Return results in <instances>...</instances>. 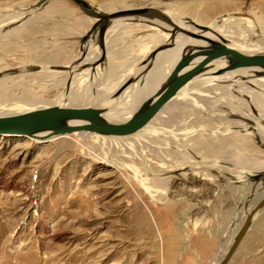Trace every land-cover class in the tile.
I'll list each match as a JSON object with an SVG mask.
<instances>
[{"label": "rangeland", "instance_id": "rangeland-1", "mask_svg": "<svg viewBox=\"0 0 264 264\" xmlns=\"http://www.w3.org/2000/svg\"><path fill=\"white\" fill-rule=\"evenodd\" d=\"M83 1L85 4L73 0H0V19L26 9L31 11L29 16L33 18L29 25L34 23L37 32L28 36L39 41L31 46L30 52L45 54L53 48L51 52L64 58L80 53V46L89 37L80 38L78 34L93 17L90 8L99 4L115 13L143 8L152 15L147 18L161 22L165 21L162 12L169 18L174 14L184 21L198 19L205 24L221 16L252 17L257 26L252 31H264V0ZM47 8L54 11L50 16H34ZM201 13L202 16H198ZM119 27L116 29L118 38L126 36L119 40L114 34L112 56L115 73L122 76L123 69L138 56L135 55L137 38L157 30ZM245 30L250 31V28L242 21L238 31ZM100 32L94 35L97 48ZM11 48L12 44L0 47V58H8L6 50ZM21 49L17 52L19 57L23 53ZM33 89L47 102L58 104L54 102V89L45 92L38 86ZM24 98L22 89L9 92L0 98V113L31 111L19 107ZM84 101L65 100L63 103L83 107L86 106ZM11 107L14 109L8 110ZM170 107H173L172 112L177 110L174 106L167 107L166 117L174 113H170ZM215 128L224 132L226 126ZM78 139L35 143L28 137L0 136V264H179L174 251L179 250L183 235L203 229L216 235L225 234L222 236L225 240L233 228L239 226L252 201L264 195V178L253 175V171L249 175L255 168L247 164L250 159L264 158V147L257 141L250 143L237 136L220 143L209 138L210 141L200 144L202 150L194 151L192 166L182 165L173 170L168 169L169 159L153 156L157 170L164 169L159 177L169 176L167 187L156 190L138 180L143 176L139 158L143 148L136 147L132 152L138 163L136 171L126 161L132 154L110 147L103 141L104 137L90 134L84 136L83 141L81 137ZM236 150L240 152L234 155ZM105 155L115 164L102 165L96 161ZM262 211L244 237L250 242L255 264H264V209Z\"/></svg>", "mask_w": 264, "mask_h": 264}, {"label": "bare ground", "instance_id": "bare-ground-1", "mask_svg": "<svg viewBox=\"0 0 264 264\" xmlns=\"http://www.w3.org/2000/svg\"><path fill=\"white\" fill-rule=\"evenodd\" d=\"M30 12L26 9L24 12L9 14V16L0 19V47L10 44L13 47L6 50L8 58L5 60L0 58V98L13 90L22 89L25 92V98L20 100L21 104L19 107H21V110H35L49 106L75 107L76 104L63 103V101L67 100L70 102L71 100L84 99L86 107L99 109L100 115L106 121L113 123L126 120L144 100L150 98L165 83L177 60L188 54L191 45L205 44L186 32L202 34L245 54L264 53V31L261 29H258L257 31L259 32L257 33L252 31L253 28H257L256 20L254 22L252 17L234 18L232 16H221V18L205 24L198 19H195L196 22L193 20L184 21L183 17H176L174 14H171L169 18L168 15H165L167 14L166 12H162L163 16L161 14V17L165 21L162 20L163 22H161L158 19L150 20L147 18L152 16L150 13L126 14L130 17L122 16V14L113 16L115 11L104 9L99 4L90 8L93 17L86 21L83 30H79L78 37H89L80 46V53L75 57L64 58L56 52L53 53V48L50 49L53 52L50 51L45 54L40 51L30 52L31 46L39 41L28 36L31 32H37L34 29V23L29 25L33 18L29 16ZM53 12L51 8H47L34 16L45 18ZM198 16L201 17L202 13L198 14ZM1 17L3 16L1 15ZM141 21L145 22L141 23ZM242 21L248 25L250 31H238ZM193 23L201 24L208 29L202 31L196 28ZM118 26L123 29L137 31L141 30V28L157 30L137 38L138 48L136 47L135 55L137 54L138 56L136 55L135 62H132L133 59L131 64L123 69L124 73L119 70L123 73L122 76H118L117 72L115 73L116 64L112 56V44L115 41L114 34H117V39L119 40L126 36L123 34L122 37L118 38L119 33L116 32L118 31L116 30ZM158 27L167 28V31H163ZM98 30L101 31L99 34V48L96 46L97 38L94 37ZM60 44L62 45V43ZM24 45L26 47H23ZM20 47H22L21 51L23 52L21 57L17 56ZM199 60L200 57L193 59L185 70ZM228 64V60L224 57L210 61L200 73L183 85L146 125L130 135L114 136L85 131L51 135L49 131H40L28 138L35 143L54 141L61 138H74L79 141L78 137H81L82 140L84 136L95 134L104 137L103 141L107 145H110V147L114 146L123 153L132 154L136 147H139L138 150L143 148V155L139 157L141 158L140 162L143 169L141 175L143 176L138 180H141L144 184L148 183L150 188L155 187L156 190L162 186L167 187L166 183L169 181V176L165 177L164 175L165 178L159 177L161 173L163 174L164 169L157 170L158 167L154 162L153 156L169 159V163L166 160L164 161L168 164V169L173 170L182 165L192 166L194 151L197 149L202 150L200 144L203 145L205 141L212 139L221 143L240 136L248 139L250 143L257 141L261 147H264V74H262V69L257 66L229 69L227 68ZM85 65L87 67L83 68ZM126 82L129 83L124 85ZM34 86H38L44 92L54 89L56 92L54 102L58 104L47 102L46 99L42 98V95L36 93L33 89ZM38 102L44 104L35 106ZM78 105L80 106V104ZM169 106H174L177 110L173 111V113V107H170L171 111H169L173 114H170V117H166V109ZM13 109L14 107H11L8 110ZM19 113H23V111L8 114L0 113V116ZM78 123L80 122L68 121V124ZM217 123H219V128L222 126L220 124H224L226 129H223L227 130V132L225 133V130H222L224 132H218V129L215 128V126L218 127ZM240 131H243V133ZM209 138L211 139L207 140ZM231 145L229 144V146ZM81 146L86 147L83 144ZM239 152V150H236L234 155ZM84 153L86 154V152ZM128 158L126 160L128 166L137 171L138 163L134 161L135 156L132 154ZM231 160L234 161L232 158ZM96 161L102 165L111 164L110 162L114 163V160L108 159L106 155L99 156V160ZM205 161L207 160L205 159ZM247 164L250 168L256 169H251L250 174L246 171L249 175L254 172L253 175L263 178L261 175L264 173V158L250 159ZM220 167L223 168L222 166ZM262 187H264V184ZM259 199L252 201L243 216L254 208ZM263 209L264 207L257 210L254 213V217L260 215ZM227 248L225 251H227Z\"/></svg>", "mask_w": 264, "mask_h": 264}, {"label": "water", "instance_id": "water-1", "mask_svg": "<svg viewBox=\"0 0 264 264\" xmlns=\"http://www.w3.org/2000/svg\"><path fill=\"white\" fill-rule=\"evenodd\" d=\"M73 1L78 4H85L83 0ZM146 12L143 8H131L120 10L115 15H137ZM193 24L202 31L208 29L201 24ZM186 33L203 41L205 44L191 45L188 54L177 60L167 76L165 83L150 98L144 100L128 119L110 123L100 115L99 109L94 107L49 106L19 114L0 116V136L30 137L40 131H49L51 135H63L73 131H85L114 136L130 135L146 125L183 85L196 74L200 73L214 59L226 58L229 63L227 68L229 69L243 66H257L262 69V74H264V53L245 54L202 34ZM198 57H200V60L185 70L187 65ZM128 83L126 82L124 85ZM68 121H79L80 123L68 124ZM261 177L264 178V173ZM263 207L264 196L244 216L227 251L217 264L228 263L251 228L255 219L254 213Z\"/></svg>", "mask_w": 264, "mask_h": 264}, {"label": "crops", "instance_id": "crops-1", "mask_svg": "<svg viewBox=\"0 0 264 264\" xmlns=\"http://www.w3.org/2000/svg\"><path fill=\"white\" fill-rule=\"evenodd\" d=\"M237 225L225 240L222 239L225 234L216 235L203 229L188 231L182 236L179 250L174 251L179 264H217L224 256L231 234L235 232ZM250 248V242L243 239L227 264H255Z\"/></svg>", "mask_w": 264, "mask_h": 264}]
</instances>
